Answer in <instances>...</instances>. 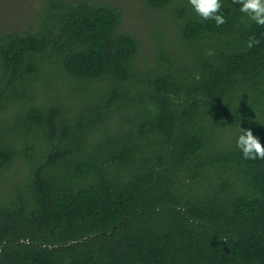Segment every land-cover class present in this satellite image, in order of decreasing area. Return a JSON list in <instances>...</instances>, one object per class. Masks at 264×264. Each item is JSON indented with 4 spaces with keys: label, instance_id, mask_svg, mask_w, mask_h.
<instances>
[{
    "label": "trees",
    "instance_id": "1",
    "mask_svg": "<svg viewBox=\"0 0 264 264\" xmlns=\"http://www.w3.org/2000/svg\"><path fill=\"white\" fill-rule=\"evenodd\" d=\"M140 1L176 34L147 58L99 0L1 27L0 264H264V159L237 147L264 144V26Z\"/></svg>",
    "mask_w": 264,
    "mask_h": 264
},
{
    "label": "rangeland",
    "instance_id": "2",
    "mask_svg": "<svg viewBox=\"0 0 264 264\" xmlns=\"http://www.w3.org/2000/svg\"><path fill=\"white\" fill-rule=\"evenodd\" d=\"M45 1V0H44ZM43 0H0V29L7 25L24 29L32 16L40 12ZM119 7L123 12L122 30L127 31L142 43V58L151 57L157 46L154 37L171 42L175 38L172 18L166 11H153L140 0H99ZM43 2V3H42ZM19 166V164H18ZM20 169L12 168L5 180L0 181V192L9 190L10 183L20 179ZM14 172V173H13Z\"/></svg>",
    "mask_w": 264,
    "mask_h": 264
},
{
    "label": "clouds",
    "instance_id": "3",
    "mask_svg": "<svg viewBox=\"0 0 264 264\" xmlns=\"http://www.w3.org/2000/svg\"><path fill=\"white\" fill-rule=\"evenodd\" d=\"M195 12L204 20H214L217 26L226 23L221 12V0H188ZM234 5H240L239 11L247 15L256 24L264 26V0H232ZM260 41L252 37L247 42V47L252 48ZM237 147L242 152L243 158L247 160L264 159V144L259 137L254 135L251 127L239 128Z\"/></svg>",
    "mask_w": 264,
    "mask_h": 264
}]
</instances>
